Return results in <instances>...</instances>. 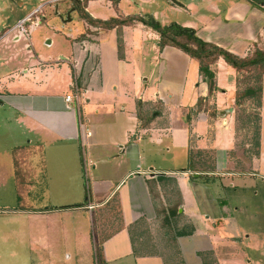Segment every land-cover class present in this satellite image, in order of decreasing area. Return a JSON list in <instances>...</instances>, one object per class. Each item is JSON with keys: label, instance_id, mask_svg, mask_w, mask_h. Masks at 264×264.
<instances>
[{"label": "crops", "instance_id": "0c3cea01", "mask_svg": "<svg viewBox=\"0 0 264 264\" xmlns=\"http://www.w3.org/2000/svg\"><path fill=\"white\" fill-rule=\"evenodd\" d=\"M78 1L93 20L162 17L156 25L192 29L239 58L264 48V0ZM69 9L81 27L64 57L31 52L29 37L7 33L15 23L0 31V43L13 35L0 53V264H264L233 258L238 243L257 252L263 238L226 233L236 195L264 194V77L260 108L238 107L240 74L221 58L210 93L198 63L161 49L149 26L108 30ZM74 80L79 112L65 101ZM248 106L260 131H245L239 149Z\"/></svg>", "mask_w": 264, "mask_h": 264}, {"label": "rangeland", "instance_id": "374dc122", "mask_svg": "<svg viewBox=\"0 0 264 264\" xmlns=\"http://www.w3.org/2000/svg\"><path fill=\"white\" fill-rule=\"evenodd\" d=\"M24 1V2H23ZM47 0H0V26L5 25L3 28H10L14 23L16 24L18 19L28 12H30L33 8L37 7L36 10L38 13L31 18V21L26 23V28L28 29V37L32 44V51H34L38 56L43 57L45 60L47 59H55L60 58L61 56H66L69 52L70 43L67 42V36L75 35L77 30L81 27V19L77 13H71L70 19L67 20V13H69L70 9L66 11V4L70 1H60L57 3V10H55V6L53 4L45 3ZM112 5H115V0L111 1ZM25 6V8H23ZM41 7V8H40ZM146 7V6H145ZM164 6L159 4V9H155L154 7H146L149 10V13H154V11L160 12ZM24 9L23 13L21 9ZM40 8V9H39ZM21 13V15L19 14ZM119 13V12H117ZM122 17L121 15H118ZM146 17L153 18V15H145ZM183 17V16H182ZM178 23H181V18H176L174 16L170 17ZM66 20L67 23H63ZM157 23L162 21V17H158L154 19ZM35 22H38L37 26H35ZM121 27H119L120 30ZM82 31V30H81ZM85 33L87 31H84ZM81 34V32H80ZM13 36V35H12ZM12 36H9L6 41L0 43V53L4 47V52L8 49L7 47L10 45L12 41ZM50 42V44H49ZM14 48H17L15 45H11ZM22 46V43L20 44ZM9 52V50H8ZM7 52V53H8ZM228 69H231L228 67ZM226 78V84H232L234 81V73ZM245 75H240L238 81H243ZM228 77V76H227ZM249 113V114H248ZM252 112L251 106L244 108V110H239L237 112L238 120L236 123V131L238 135L239 143L237 148L241 149V145H245L246 136L245 131H248L250 134L255 128V119ZM253 118V119H252ZM262 147H263V162H264V112L262 119ZM240 136V138H239ZM0 145L2 143L0 142ZM236 148V149H237ZM251 149V148H250ZM252 152V151H251ZM185 160V159H184ZM181 162V165L185 164V161ZM182 168V167H177ZM84 186L88 183V179L86 180L83 177ZM222 191L219 196H223ZM231 193V191H229ZM238 198L236 200H242V203L239 204V210L236 211L235 217L228 223L226 227V233L232 234L233 236H240L244 239L252 238V241L256 239L255 237H260L264 239V194L259 193V189L257 195L251 193L247 198L243 193L236 195ZM244 196V197H242ZM233 200V199H232ZM237 206V205H236ZM238 254L233 257L236 258L234 260H239L241 262H248L250 259H257L264 257V244H262L258 249L259 251L254 252V250L246 251L243 249V245L238 243ZM243 249V250H242ZM241 251V253H240ZM234 264V263H233Z\"/></svg>", "mask_w": 264, "mask_h": 264}, {"label": "trees", "instance_id": "16d2710c", "mask_svg": "<svg viewBox=\"0 0 264 264\" xmlns=\"http://www.w3.org/2000/svg\"><path fill=\"white\" fill-rule=\"evenodd\" d=\"M251 2L258 7L263 0H251ZM73 6L89 24L104 29L111 30L119 26L129 25L132 21L142 22L144 25L149 26L158 33L161 49L165 46L174 47L198 63L199 72L207 83L210 93L215 89V75L211 70V66L221 58L237 73L245 75L243 81H239L241 88L236 94L235 104L239 107L250 101V105L253 108H260L262 80L264 77V48L255 46L251 54L245 58H239L225 49L203 42L195 36V32L192 29H185L176 24L160 26L152 24L150 19L132 17L121 20L115 18L107 21L93 20L84 12L80 1L74 0ZM253 115L256 123L252 131L255 138H258L260 131L258 112L253 113ZM254 144L256 147L257 143L255 142Z\"/></svg>", "mask_w": 264, "mask_h": 264}, {"label": "built area", "instance_id": "2783aa9c", "mask_svg": "<svg viewBox=\"0 0 264 264\" xmlns=\"http://www.w3.org/2000/svg\"><path fill=\"white\" fill-rule=\"evenodd\" d=\"M36 10H34L30 15H28L24 19L17 22L14 27L10 28L7 31V33L10 34L13 32H17L19 36L27 38L28 37V29L26 28L25 25H26V23L30 22L31 18L39 12V11L37 12ZM34 24H35V26H37L38 22H35ZM79 100H80V91H79V87H78L76 80H74L73 84L71 86V92L65 97V101L67 104H73V105H76V107H77L79 104ZM77 111L79 112L78 107H77ZM88 166H90V164L84 162L83 169H84V176H85L86 180L88 178V176H87ZM89 209H92V207L90 206ZM95 264H98L97 258L95 259Z\"/></svg>", "mask_w": 264, "mask_h": 264}, {"label": "water", "instance_id": "95a60500", "mask_svg": "<svg viewBox=\"0 0 264 264\" xmlns=\"http://www.w3.org/2000/svg\"><path fill=\"white\" fill-rule=\"evenodd\" d=\"M74 9H71L70 11H69V13H67V20L68 19H70V14H71V12L73 11ZM151 21H152V23H154V24H157V23H155L154 21H153V19H151ZM63 22H66V20H64Z\"/></svg>", "mask_w": 264, "mask_h": 264}]
</instances>
